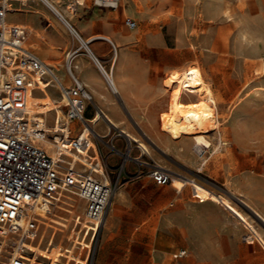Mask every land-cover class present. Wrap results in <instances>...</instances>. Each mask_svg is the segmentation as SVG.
<instances>
[{
    "label": "crops",
    "instance_id": "0c3cea01",
    "mask_svg": "<svg viewBox=\"0 0 264 264\" xmlns=\"http://www.w3.org/2000/svg\"><path fill=\"white\" fill-rule=\"evenodd\" d=\"M48 2H52L51 4L58 8L65 21L44 2L15 0L8 14V22L27 28L29 32L27 47L52 68L54 75L64 86L73 85L67 69V65L70 64L73 74L90 91L92 99L88 102L86 119L93 129V144L86 156L87 161L101 162V170L111 180L109 172L115 173V169L110 166V158L104 155L102 145L105 144L115 154L124 158L117 174L119 182L121 177L124 179L120 191L119 205L121 207L119 210L128 215L125 221L129 229L116 227L120 214H114L111 220L109 215L105 216L103 224L110 222V227L101 229L96 250V264H165L170 253L171 232L176 231L177 236L182 238L216 236L219 227L222 228L223 223L228 219L241 224L247 232L248 243L256 242L264 252V232L259 231L256 225L233 204V189L228 188L224 182L218 184L217 181L214 182L207 178H204L207 183L197 180L196 176L203 172V168L207 166L216 152H212L206 163L201 164L197 169L196 160L190 158V142L187 140L174 141L156 128L157 120L159 124L158 114L165 104L167 91L163 87V78L170 69L171 48L168 37L162 33L151 30L142 34V22H151L161 17L163 24L169 25L173 19L180 20L181 14H186L190 16L191 22L198 21L201 26L203 23H211L219 19V15L225 16L223 14L224 4L220 5V10H217L218 14H213L211 12L213 0H121L115 9L93 5L92 0H76L74 4L66 7L65 14L55 0H48ZM48 9L63 22L68 30L67 23L75 29L77 27L84 38L90 39L89 42L92 41L95 45L94 50L97 56H106L107 52L112 51L110 44L114 46L113 66L109 69H111L115 87L106 80L107 78L96 61L95 65L91 59L77 54L69 60V51H65L68 45V33ZM76 10L81 16L80 19H76L75 14H72ZM18 13L24 16L12 19L11 16ZM127 16H131L138 22L136 29L132 30L126 26ZM69 32L71 33L70 30ZM217 43V37L206 34L195 38L193 46L202 50H210ZM92 54L99 62H102L93 52ZM159 55H161L160 58ZM217 59L220 60L221 57ZM56 69H63L68 81L62 80L56 73ZM211 81L215 94L220 100H232L235 94L241 92L242 95L238 99L242 98V101L239 105L253 91H258L249 88L242 93L243 87L231 90L222 87L223 81L219 85L215 79L212 78ZM56 90L59 91L58 99L54 97ZM32 94L37 100L35 105L37 110L46 116L47 121L54 110L61 114L64 108L61 104V88L51 76L43 77L41 84ZM234 102L231 101L230 104ZM91 108L96 112L93 113ZM99 112L101 117L95 122ZM102 123L107 126L104 133L97 129V126ZM72 125L77 127L73 133V136H76L81 130L80 123L74 122ZM112 128L116 130L114 133H112ZM110 134L112 137L106 141L104 138ZM130 136L139 140L140 137L144 140H147L146 138L154 140L164 152L179 157L180 166L193 175L192 178L196 179V184L190 185V188L187 184L181 189H175L168 184L162 185L155 182L150 176V170L147 169V161L144 160L150 155V150L139 140H132ZM247 140L250 139L241 138V135L234 129L232 142L237 143L239 148L231 151L233 154L229 155L236 153L237 156H241L242 163L244 158L246 160L249 156L250 147L246 144L240 145L238 142ZM121 141H126V152L119 149ZM133 142L137 143V157L130 155ZM128 158L135 160L137 166L129 167ZM78 168L81 171L84 170L80 163H78ZM212 171L217 173L222 180L233 173L236 174L234 189L243 195L246 192L249 194L251 182H255L258 196L264 199V177L251 178L247 174L249 171L256 172L255 169L224 163L212 168ZM221 195L228 197L231 203L223 202ZM67 199H71V194H65L61 200L65 202ZM242 203L248 205L244 201ZM171 206L175 208L171 209ZM64 208L69 212V208ZM250 208H252L253 218L264 231V209ZM69 221V217L55 213L42 216V222L46 228L61 231L69 228ZM195 225L197 227H194ZM73 228L74 225L70 234V238L74 240L71 248L55 243L56 232H52L47 245L41 247L46 235L44 231L37 245L26 241L27 258L32 259L36 264H83L89 252H86L83 257L82 251L86 247L92 248L91 233L78 234V231H73ZM75 232L76 235H73ZM80 244L84 247L81 248ZM78 245L79 251L74 255L72 252ZM63 257L66 259L63 260Z\"/></svg>",
    "mask_w": 264,
    "mask_h": 264
},
{
    "label": "rangeland",
    "instance_id": "374dc122",
    "mask_svg": "<svg viewBox=\"0 0 264 264\" xmlns=\"http://www.w3.org/2000/svg\"><path fill=\"white\" fill-rule=\"evenodd\" d=\"M38 1L43 3L42 0ZM55 1L60 10L66 14V7L74 4L76 0ZM92 3L95 5L94 0H92ZM223 4L225 6V12L223 13L225 16L219 15V19L214 20L211 23H203L201 26H199L198 21H196V23L191 22L190 16L188 17L186 14H181V19H178L179 21L177 19H173L169 25L167 23L164 25V21L161 17H158L151 22L144 21L141 25L142 34L153 30L166 35L169 39V47L171 48L169 55L170 69L163 78V87L167 91L165 95V104L164 108L161 110L162 112H159L160 115L158 114L159 124L157 120L156 128L159 132L174 141H189L191 146L190 158L196 160L197 169L201 166V160L195 153L194 141L190 138L174 139L165 133L161 127L162 114L168 111L170 107V98L172 93L170 81L173 76L185 68L189 63L198 62L207 68V75H205V78L210 81L212 78L215 79L217 81V85L223 81L224 84H221L222 87H226L231 90H235L237 87L242 89L243 87L244 91H242V93L247 91L249 88L253 89L254 87L260 85L264 87V0H213L211 3V12L213 14H218L217 10H220V5ZM49 11L52 13V16L65 27L68 33V45L65 51L71 52L76 50L81 45V40L70 33L63 22L53 12H51V10ZM72 14H75L76 19H80L81 17L77 13V10L72 12ZM23 16L24 15L22 13H18L12 15L11 17L12 19H19ZM67 17L70 18L69 16ZM76 29L78 30L77 27ZM79 33L81 34L80 31ZM206 34H210L212 37H217L218 43L210 50H202L199 47H194L195 38ZM81 36L84 38L82 34ZM29 42L31 43V40H29ZM110 46L112 51L109 53L107 52L106 56L99 57L95 54L94 43L92 41L89 42V48L91 51L108 67V69L113 66V57L115 52L114 46L111 44ZM76 54L91 59L96 65L94 59L91 57L86 48L81 47ZM160 57L161 55H159V58ZM220 57L221 59L218 60L217 58ZM76 71L78 72V70ZM56 73L62 80L68 81L63 69H56ZM255 90L258 91H253L241 105L239 104L242 101V98L238 99V97L242 95L241 92L235 94L232 100H220L217 97L219 113L216 114L211 112V115L213 117L217 116L216 118L222 122L228 119L226 123L220 126L222 138L224 141H227L228 144L223 145L217 151H214L213 146L210 147L209 151H214L216 153L212 155L207 166L203 168V172L199 173L196 177L198 182L203 181L207 183L204 180V178H207L209 180H213L214 182L217 181L218 184L223 182L226 183L228 188L233 189V204L240 211H242L253 224L256 225L259 231L264 232L260 224L253 218V214L251 212L252 208H250L254 207L257 210L264 209V199L262 196H258L254 185L255 182H251L249 194L246 192L243 195L234 189V180L237 176L236 174L233 173L228 176V178H224L222 180L217 173L212 171V168L214 169L218 165H223L224 163L228 165L238 164L240 166L249 167L251 170H256V172L249 171L247 173L251 176V178L261 176L264 177V89L259 88ZM58 95L59 91L56 90V94L54 95L55 99H58ZM186 99L189 102L188 98ZM231 101L235 102L230 104ZM208 110L214 111L209 108ZM95 112V109H93V113ZM55 113L56 110L49 115L48 125L50 126L54 123ZM89 116L91 117V115ZM97 129L101 133H104L107 130V126L102 123L97 126ZM234 129L241 135V138L250 139L238 142L240 145L246 144L250 147L249 156L246 160L244 158L243 163L241 162V156H237L236 153L232 156L229 155L230 153L233 154L231 151H235L236 148H239L237 143L232 142V133ZM115 131V128H112V133ZM111 137L112 134L106 136L104 139L109 141ZM146 139L147 140H144L140 137L139 142L146 145L150 150V155L144 158V160L147 161L146 166L148 167V170L151 171L154 166L158 165L169 169L173 173V181L168 185L175 189L174 177H193L190 172H186L184 168L180 166L181 161L179 157L172 155L171 153L164 152L156 141L150 139L148 140V138ZM119 145V149L126 152V141H121ZM136 145L137 143L133 142L131 146L130 155L133 157H137L138 155V148ZM102 150L104 155L110 158L109 161L110 166L113 167L112 169H115V173L109 172L111 181L115 183L124 158L119 154H115L105 144L102 145ZM128 159L129 162L127 164L129 167L133 168L134 166H137L135 160L130 158ZM205 174H207V176ZM120 180L121 181L119 182L118 187L114 191L106 215H109L111 220L114 214H120L116 227L120 229H129L127 222L125 221V218L128 217V215H125L119 210L121 207L119 205V198L121 196L120 191L122 190V183L124 182V179L121 177ZM251 181H253V179H251ZM187 186L190 188L189 184ZM220 198L227 204L231 203L230 199L224 195H221ZM242 201L247 203L249 206L242 203ZM64 207L69 208V212H67ZM172 208L175 207L171 206V209ZM84 212L85 202L79 197L77 190L73 188L71 192V199H67V201L60 203V207L54 212L55 214L69 217V228L66 231L57 230L55 228H46L44 223L41 222L32 244L37 245L40 235L45 231L46 235L41 246L45 247L52 232H56L55 243H60L63 247L71 248L74 240L73 238H70V234L74 225V220L77 216H81L83 219ZM260 212L263 213L262 211ZM109 227L110 222L107 224L104 223L102 229ZM194 227H197V225ZM78 229L79 228H77V230ZM217 233L218 234L216 236L205 238H182L177 236L176 231H173V233L171 232L170 253L165 264H264V252L256 242L248 243L246 240L247 232L243 229L241 224L228 219L227 222L223 223L222 228L219 227ZM73 235H76V232ZM98 239L99 236L96 239L94 249L92 246L89 253L88 247L82 251L83 257L86 255V252L88 253L83 264H96ZM78 249L79 245L72 253L74 255L77 254L79 251ZM179 249H186L188 251V255L186 257L179 258L177 255ZM65 259L66 258L63 257V260Z\"/></svg>",
    "mask_w": 264,
    "mask_h": 264
},
{
    "label": "built area",
    "instance_id": "2783aa9c",
    "mask_svg": "<svg viewBox=\"0 0 264 264\" xmlns=\"http://www.w3.org/2000/svg\"><path fill=\"white\" fill-rule=\"evenodd\" d=\"M13 1L0 0V264H18L11 259L13 250L19 240L34 241L42 222L40 206L46 205V211L54 214L66 188H75L85 202L84 217H76L73 231L79 228L78 234L91 233L94 249L119 185L101 170V162L91 163L86 158L93 144V129L86 119L90 91L73 74L70 64L67 69L73 85L64 86L52 68L27 47V28L8 22ZM119 2L94 0L96 6L111 9ZM125 24L132 30L138 26L131 16L125 18ZM46 75L60 86L64 106L61 114L56 111L51 126L29 110L31 94ZM74 122L81 127L76 136ZM209 149H195L202 165L212 152ZM150 176L162 185L173 181V173L162 166H154ZM186 255V249L178 253L179 257Z\"/></svg>",
    "mask_w": 264,
    "mask_h": 264
},
{
    "label": "bare ground",
    "instance_id": "6f19581e",
    "mask_svg": "<svg viewBox=\"0 0 264 264\" xmlns=\"http://www.w3.org/2000/svg\"><path fill=\"white\" fill-rule=\"evenodd\" d=\"M42 2L48 4L49 7L52 8L60 16V18L65 21L63 15L59 12L58 8H56L55 5L51 4L52 2L50 3L48 2V0H42ZM67 25L71 33L81 40V45L76 50H73L68 53L69 60L72 59V57L78 52V50L81 49V47L86 48L89 51L91 57L94 59V61H96L99 65V68L103 72V75H105V77L107 78L106 80H108L109 83L111 85L113 84L114 86L111 69H108L103 62H99L98 59H96L90 51V39L82 38L79 32L71 24L67 23ZM37 35L39 36V34ZM205 75H207V69L198 62H192L173 76L170 81V88L172 90L170 98V107L168 111L162 114L161 127L165 133H167L170 137L174 139H192L195 144L194 150L201 149L202 146H209V148L213 146L214 151H217L223 145L228 144L227 141L223 140L222 132L220 130V126L226 123L228 119L222 122L221 120L216 118L217 116L213 117L211 115V112H214L216 114L219 113V104L215 91L212 88V82L209 79L205 78ZM259 88L264 89L263 86H257L254 87L253 90ZM186 98H188L189 102ZM30 100V112L37 113L36 117L39 120L46 121V116L43 113H40L37 110L38 108H36L35 106L37 104V100L33 96V94H31ZM208 108L214 111H209ZM42 112L44 111L42 110ZM100 117L101 114L99 112L96 120L94 118L93 119L96 122ZM130 137H132V140H139L134 136ZM204 159L207 160L208 157H204ZM190 178L192 177H174V186L177 189H181L187 184L195 185L196 179L194 181H190ZM72 190L73 188H66L63 192H61L60 199H62L65 194H71ZM39 212L42 216H45V214H49L46 211V205L40 206ZM48 216L47 218H49ZM18 243L19 245H17L16 249L13 250V255L11 257L12 261L18 264H36L32 259L27 258V252L22 251V246L26 247L27 250V242L19 240Z\"/></svg>",
    "mask_w": 264,
    "mask_h": 264
}]
</instances>
